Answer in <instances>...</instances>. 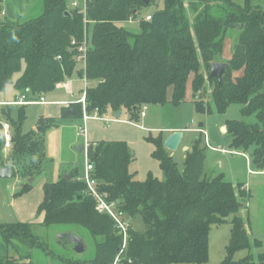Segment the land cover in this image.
Returning a JSON list of instances; mask_svg holds the SVG:
<instances>
[{
    "label": "trees",
    "instance_id": "obj_1",
    "mask_svg": "<svg viewBox=\"0 0 264 264\" xmlns=\"http://www.w3.org/2000/svg\"><path fill=\"white\" fill-rule=\"evenodd\" d=\"M251 2L245 0L242 6L233 0H165L164 7L149 15L150 21L142 19L134 32L117 23L133 19L147 5L146 0H90L86 15L69 9L66 0H44V12L38 17L0 20V91L12 84L32 97L55 91L78 69L77 52L71 43L82 41L87 30L89 114H103L108 108L120 112L124 107L138 117L143 105L182 104L190 81L197 94L208 80L214 85L213 107L218 113L239 104L244 106V116H254L253 124L229 121L227 133L232 136L231 149L249 154L255 168L264 172V10ZM230 29L239 31V42L233 56L224 59L225 36ZM215 63L226 65L221 83L209 78ZM202 64L206 76L200 73ZM237 72L241 75L235 77ZM16 74L21 75L16 78ZM79 107L74 116H66L82 118ZM197 110L211 113L213 108L210 103L198 104ZM25 119L21 109L18 121L13 122L12 160L17 166L13 176L33 178L42 172L45 147L43 138L23 132ZM44 125L51 128L59 124L44 119L43 129ZM153 142V156L160 160L164 178L150 175L143 182L129 170L134 155L126 142L101 141L91 147L92 176L99 190L109 202L116 203L118 213L130 223L123 252V237L114 220L97 212L95 200L85 194L86 184L70 173L69 179L62 176L43 187L37 211L44 214L40 226L0 224V264H36L31 256L25 257L28 262L7 258L10 249L17 250V244L32 251L42 249L48 257L65 264H115L117 258L129 264H207L212 226L227 223L229 217L231 236L222 264H256L251 253L254 247L240 216L248 198L242 186L227 181L222 173L205 175L208 147L202 146L200 137L187 152L183 172L165 148V139ZM2 150L0 142V157ZM30 189L31 184H25L18 196ZM136 217L141 218L143 231L133 228L131 220ZM56 225L88 229L95 242V256L81 261L50 252L36 229ZM253 243L260 247V242ZM241 250L250 253L235 261ZM259 258V264H264V255Z\"/></svg>",
    "mask_w": 264,
    "mask_h": 264
},
{
    "label": "rangeland",
    "instance_id": "obj_2",
    "mask_svg": "<svg viewBox=\"0 0 264 264\" xmlns=\"http://www.w3.org/2000/svg\"><path fill=\"white\" fill-rule=\"evenodd\" d=\"M147 1L151 4H147L143 7L135 17H132V21L120 22L117 23V25L127 30L137 32L140 28L141 20L145 19L147 14L152 15L156 11L161 10L165 2V0ZM233 2L242 6L245 5V0H233ZM187 3L188 2H185V4ZM251 4L264 10V0H252ZM192 18L194 19V15L191 19ZM238 42L239 31L232 29L228 30L225 36V47L223 52L224 59L233 56V48ZM79 73H82V67L80 65L72 77L65 80V84L67 85L68 83H73V90L71 91L75 94V102H77L78 105V107L72 108L73 110H79V106H82L78 101L82 96L84 82L83 79L79 78ZM200 73L204 76L207 75L203 64L200 68ZM20 75L21 74H16L15 77L18 78ZM240 75L241 72L234 74L235 77ZM88 85H91L89 81ZM213 88L214 85L206 80L204 89L195 94L190 81L186 90L185 102L180 105H174L172 103H167L165 105H148L149 109L147 111V116L144 118L140 117L139 113L138 117H133L132 113L124 107L121 108L120 112H115L113 109L108 108L103 114H100L101 121L90 119L87 121L86 127L90 122L94 124V129L100 128L104 132L105 130H109L114 124L127 122L125 123L126 125L121 127L114 125V131L110 132V136L116 138V140L113 141H125L128 143L134 155L129 170L131 173L135 174V178L138 181H146L150 175L158 179L164 178V172L161 168L160 160L153 156V153L156 150V145L153 141L157 140L159 137L167 139L175 132H182L183 136L178 148L169 152L173 154L172 156L178 164V168L181 172L184 171V163L188 148H192L193 142L200 137L202 139L203 147L208 146V142L216 147V149L208 147V149L205 150V175L209 177L222 173L224 174L225 179L229 182L238 180L239 177L245 176V174L250 171L251 166L249 167L245 161L239 159L240 157L235 154L236 152L233 153L234 150L230 147L232 136L227 133L226 125L229 121L233 120L253 124L255 123V118L254 116H244L242 112L244 106L239 104H231L226 112L218 113L213 107ZM170 91L171 90H169V92ZM64 92L66 93L67 98H69V94L66 91ZM45 99L48 98L45 97ZM207 103H210L213 108L211 113L197 110L198 104L199 106H203ZM26 112L27 114L25 113V115L27 118L24 127L28 130L30 128L29 122L38 118L40 115V109L33 108L31 114H29L28 109H26ZM118 113H121L119 117H117ZM82 122L83 119L78 117L75 121L71 123L69 122L68 125H66V128H70L73 131L72 146L67 150V153L70 156V160L67 163L60 164V146L52 147L50 144L48 149L46 148L47 158L45 157L42 159L41 166L42 172L45 171L46 174H49L48 177H50V175L53 174V171L56 170V172H60L63 176L72 173L76 179L83 178L86 158L84 153H78L75 150L76 143L79 145L83 144V140L78 139V137L75 136V132H77L79 127L83 124ZM201 125L202 127H200ZM200 131H202L203 134ZM222 150L227 152H223ZM4 161H6V159L1 155L0 166L4 164ZM252 167L255 166L252 164ZM15 169L17 170V167H15ZM41 173L38 177H40ZM38 177H33L34 181L32 184L35 190L38 189L40 184V179ZM33 178H23L16 174V176H12L10 179H0V224H15L16 222H19L18 213L12 209V202L15 198L14 194L21 191L24 185L28 183V180ZM51 181L52 180H50V182ZM35 215H37L36 212L32 216L35 218ZM231 218L232 217H229L228 222L225 224L212 226L209 238V262L207 264H222L227 256L226 247L231 236ZM131 222L136 231H143L145 229L140 217L132 219ZM36 234L38 238L48 246L50 252L65 255L72 260L86 261L92 259L96 254L94 239L85 227L74 225L38 227L36 229ZM63 234H71L73 236L79 235L84 239L87 249L83 252H76L71 245L65 247L62 243L64 242L66 244L67 242L62 241ZM79 236L77 237L80 238ZM250 244L254 248H257L252 240ZM60 245H62L63 248ZM247 254V250H241L236 253L234 259L235 261H239L245 258ZM6 256L12 261L28 262L25 257L31 256L36 264H50L51 261L65 264L54 257H48L42 249H34L32 251L21 244H17V250L15 248L13 250L10 249L9 254ZM254 257L256 258L255 263L259 264L260 258L258 259L256 256ZM119 264L129 263H124L122 261Z\"/></svg>",
    "mask_w": 264,
    "mask_h": 264
},
{
    "label": "crops",
    "instance_id": "obj_3",
    "mask_svg": "<svg viewBox=\"0 0 264 264\" xmlns=\"http://www.w3.org/2000/svg\"><path fill=\"white\" fill-rule=\"evenodd\" d=\"M90 0H88L89 3ZM83 0H66L68 8L73 9V4L77 3L81 6ZM151 4L150 2L148 3ZM164 7V5H163ZM44 12V0H0V20L3 21H25L29 19H33L42 15ZM149 14H147L148 16ZM79 66V65H78ZM79 78H81V74L79 73ZM73 83L65 84V82L59 84L55 91L43 95L42 97H32L31 95H26L24 93L19 92L15 86L9 85L4 90L0 91V142L3 147L2 141V125L9 124L11 126L12 135H15V125H13L14 121H18L19 114L21 109H24L25 113L26 109H28L29 114L32 113V109H40V115L34 121L29 122L30 128L28 130L25 129L23 123V132L25 134L34 132L37 138H43L44 142V154L46 157V148L51 146L56 147L60 146V164L67 163L70 160V156L67 153V150L72 146V130L70 128H66L68 123L75 121V118H70L66 116V114L74 116V110L71 106H76L77 102H75V94L72 93ZM84 90V89H83ZM66 91L69 94V98H67ZM83 93V91H82ZM25 96V99L28 102H33L29 104H19V100ZM47 97L48 99H45ZM41 98L43 101H41ZM43 108V110H42ZM121 115V113H120ZM147 116V114H146ZM27 118V117H26ZM44 119H54L58 122L57 127L48 128V126L44 125V129L42 127V120ZM26 120V119H25ZM92 120H100V119H92ZM101 121V120H100ZM109 122V120H108ZM83 123V122H82ZM81 123V124H82ZM127 122L114 124L118 127L126 125ZM88 130V140L93 145L99 143L101 141H113L116 140L115 137L110 136V132L114 131V125L109 128V130H105L104 132L98 128H93V123L87 124ZM135 125V124H134ZM136 126V125H135ZM78 131V130H77ZM75 136H77V132H75ZM78 139H81L78 137ZM83 140V139H81ZM166 140V139H165ZM125 142V141H124ZM128 144V143H127ZM83 144L79 145L76 143L75 150L78 153H83ZM211 149H216V147L212 146L211 143L208 142V146ZM14 142L13 147L9 151L2 150V155L6 159L4 164L1 167H9L14 162H12V156L14 153ZM4 149V148H3ZM192 148H188L190 151ZM187 150V148H186ZM169 151V150H168ZM223 152H227L222 150ZM236 151H233V153ZM239 159L245 161V163L251 169L245 176L239 177L238 180L231 181L235 186L241 185L242 190L248 194V198L245 201L244 207L240 210V216L242 217L248 233L250 235V239L252 241L260 242V247L251 251V253L258 257L264 255V172L258 171L255 167H252V160L248 156L249 154H243L241 152H236ZM171 155H173L171 153ZM44 157V158H45ZM52 157V155H51ZM47 158V157H46ZM15 167H17L15 165ZM16 170V169H15ZM13 172V175L15 173ZM76 170V169H75ZM66 172V171H65ZM131 172V171H130ZM77 174V171H76ZM49 174L46 172H42L40 177V184L37 190L33 187L32 182L33 179H29L28 183L31 184V189L28 193L18 196L14 194V200L12 202V209L18 213L19 222L18 223H30V224H40L44 221V214H37L38 207L43 201L44 192L43 187L46 183L56 182L63 175L60 172L53 171V174L48 177ZM67 176V175H65ZM78 176V175H77ZM50 178V179H49ZM32 180V182H30ZM50 180H52L50 182ZM25 187V185H24ZM23 187V188H24ZM22 188V189H23ZM36 212L35 218L32 216ZM17 223V222H16ZM81 238V237H80ZM248 254L250 253L247 251ZM247 254V256H248ZM246 256V257H247ZM245 257V258H246ZM244 259V258H243ZM122 259H120L116 264L121 263ZM50 264H61L59 262L51 261Z\"/></svg>",
    "mask_w": 264,
    "mask_h": 264
},
{
    "label": "built area",
    "instance_id": "obj_4",
    "mask_svg": "<svg viewBox=\"0 0 264 264\" xmlns=\"http://www.w3.org/2000/svg\"><path fill=\"white\" fill-rule=\"evenodd\" d=\"M72 7L73 9L80 10L82 14L86 15L87 7H88V0H83L81 6L78 5L77 3H74ZM145 19L146 21H150L151 16H147L145 17ZM132 20L133 19H131L130 21ZM88 37H89L88 31L85 30L82 41H77L74 39L72 40V43H71L72 47L77 52L75 56V60L82 67L81 78L83 79V82H84V90H83L81 98L78 101V103L82 104L83 106V117H82L83 124L79 127L77 131V136L84 140L83 153L86 158V166H85V173L83 175V178L77 179V180L80 182H84L86 184L85 194H87L88 196L92 197L95 200L97 204V207H96L97 212L100 214L109 215L116 223L117 229L118 231H120L123 237V249L121 251L123 252L127 247L130 223L124 220L123 217L118 213L116 209V203L109 202L107 195L102 193L99 190L97 181L92 176L94 172V165L92 164L91 157H90L92 144L88 140L86 123L90 119H100V114L99 112H95L94 114H89L87 112L86 91L88 88V78H87V54H88V49H89ZM41 101H43L42 98H41ZM18 103L24 105V104H29L33 102H28L24 96L21 98V100H19ZM148 109H149L148 105H143V107L139 111V116L142 118L146 117ZM200 132L203 133L202 131ZM2 138H3V144H4L3 145L4 152L12 149L13 135L11 131V126L9 124L2 125ZM119 260L120 259L117 258L115 264Z\"/></svg>",
    "mask_w": 264,
    "mask_h": 264
},
{
    "label": "water",
    "instance_id": "obj_5",
    "mask_svg": "<svg viewBox=\"0 0 264 264\" xmlns=\"http://www.w3.org/2000/svg\"><path fill=\"white\" fill-rule=\"evenodd\" d=\"M147 4L149 1H147ZM226 69V65L222 63H215L211 66V73L209 78L217 79L220 83L222 82L223 75ZM120 114H117V117H119ZM202 127V125L200 126ZM226 130V129H225ZM183 133L182 132H175L172 135H170L164 142L165 148L169 151H174L178 148L180 141L182 139ZM16 163L12 164L9 167H1L0 166V179H10L13 176V172L15 170ZM69 179V176H66ZM32 182V180H30ZM67 241L73 242L75 245V251L76 252H83L85 250V241L78 238L77 236H73L71 234L67 235Z\"/></svg>",
    "mask_w": 264,
    "mask_h": 264
},
{
    "label": "flooded vegetation",
    "instance_id": "obj_6",
    "mask_svg": "<svg viewBox=\"0 0 264 264\" xmlns=\"http://www.w3.org/2000/svg\"><path fill=\"white\" fill-rule=\"evenodd\" d=\"M67 235H68V234H63V235H62V241L67 242L66 244H65L64 242H63L62 244H64L65 247H66L67 245H71V246L73 247V249L75 250V245L73 244V242H68V241H67Z\"/></svg>",
    "mask_w": 264,
    "mask_h": 264
}]
</instances>
